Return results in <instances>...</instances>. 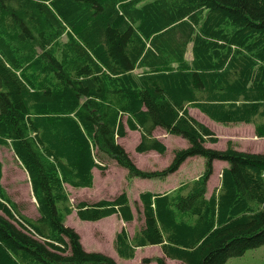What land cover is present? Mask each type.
I'll return each instance as SVG.
<instances>
[{
    "label": "trees",
    "instance_id": "1",
    "mask_svg": "<svg viewBox=\"0 0 264 264\" xmlns=\"http://www.w3.org/2000/svg\"><path fill=\"white\" fill-rule=\"evenodd\" d=\"M191 108L264 138V0H0V146L28 172L40 214L21 213L0 160V264H118L66 224L74 210L89 221L136 218L126 189L71 201L67 186L93 187L94 168L109 160L128 177L164 178L188 157L205 159L199 178L176 191L140 194L143 223L133 236L117 232L120 257L159 244L186 264H227L263 245L264 153L233 140L207 146L219 136ZM158 127L189 146L166 168L144 170L118 139L138 130V152L164 154ZM215 160L228 165L208 196Z\"/></svg>",
    "mask_w": 264,
    "mask_h": 264
},
{
    "label": "rangeland",
    "instance_id": "2",
    "mask_svg": "<svg viewBox=\"0 0 264 264\" xmlns=\"http://www.w3.org/2000/svg\"><path fill=\"white\" fill-rule=\"evenodd\" d=\"M188 57H192L189 51ZM191 110L195 113V115L197 114V109L191 108ZM198 117L199 119L204 121V123L207 124L211 129H213L219 136L218 143L212 144L211 147L224 149L227 146L228 140H233L238 149L264 153V138L256 136L253 125L244 123L223 125L221 123H217L211 119H208L203 114L198 115ZM164 134L167 133L164 132ZM164 139L168 143L170 151L166 155H163L160 159L154 160L155 162H158L161 166H164L168 159L170 157H173V147L176 146L175 143L180 144L183 138L177 135L175 136L170 134V136L167 135ZM136 140V135L131 134L130 137H127L123 141V144L125 145L127 151L129 153H133V155L136 157L140 165L139 166L137 164L139 167L143 169H150L149 167L150 165H153V162L147 156L140 155L136 152V149L134 147ZM183 140L185 141V139ZM181 145H184V143ZM197 158L201 161L194 167L192 165L195 171V175L198 172L203 173L205 170V159L200 156L196 157V159ZM0 160H2L5 165L3 184L5 185L6 189L9 193H11L12 197L17 202L21 203L20 206H25V208L22 210V213L32 219H36V217H38L37 203L35 202L33 196H31V193L29 196L31 197L32 202H29L28 194L26 193V189L29 187L28 182H26L27 172L16 158L13 150L7 146H1ZM110 162L113 161L111 160ZM222 163L227 162L223 160H216V170L211 177L210 189L213 187L214 183L220 181L218 172L220 170V167L222 166ZM114 166L115 167H113V172L109 176L111 180L108 183L105 179L101 177L100 173H97V184L95 188H74L68 186V189L71 190L72 195H74L72 202L76 204L81 199H87L88 201L96 200L98 199L99 195L105 190H107L106 192H108L109 195H115L122 187V180L124 178L123 171L126 172V169L118 165L117 163ZM125 180L126 182L124 184V187L130 185V199L132 204L135 205L136 218L133 220V222H127V227L130 229V232H133V229L136 226L142 224L143 219L141 210H138V208L140 209L141 207L140 201L135 204V197H138L137 195L140 191H144L156 184L159 178L143 180L139 177L127 176ZM109 185L110 187L107 188ZM67 225L74 227L79 232V234L83 237L84 244L87 250L100 251L108 255H113V238L115 235L114 229L116 227V218H103L101 221H84L80 219L78 215L72 214L68 217ZM144 252L154 253L156 252V249L148 248ZM144 252H141L139 257L134 260L120 258L121 264H141L142 261H140V258ZM152 264L157 263L153 262ZM169 264H174V262H170ZM227 264H264V244L257 248L248 250L244 255L240 257H233L228 259Z\"/></svg>",
    "mask_w": 264,
    "mask_h": 264
},
{
    "label": "crops",
    "instance_id": "3",
    "mask_svg": "<svg viewBox=\"0 0 264 264\" xmlns=\"http://www.w3.org/2000/svg\"><path fill=\"white\" fill-rule=\"evenodd\" d=\"M195 109H197V108H195ZM190 113L194 116V117H196L198 120H200V121H202L201 119H199V117H198V115H201V114H203L205 117H207L208 119H210L206 114H204L202 111H200L199 109H197V114L195 115V113L194 112H192V110L190 109ZM212 120V119H211ZM202 122H204V121H202ZM164 132L165 133H167L163 128H161V127H158L156 130H155V136H157L160 140H162L165 144H166V146H167V151H166V153H164V154H161V153H159L157 150H150V151H146V152H138L137 150H136V152L138 153V154H140V155H143V156H147L152 162H153V165H150V169H147V170H157V169H163V168H165V167H167L170 163H171V161H172V159H173V157H174V155H173V157H170L169 159H168V161L165 163V165L164 166H161L158 162H155L154 160L155 159H160L163 155H166L169 151H170V147H169V145H168V143L165 141V137L167 136V135H169L170 136V134H164ZM131 134H134V135H136V138H137V140H136V143H135V145H134V147H135V149H136V147H137V145L141 142V140H142V134H141V132L140 131H138V130H129V132H128V135L127 136H125V137H122V138H119L118 140H119V142L122 144V145H124L123 144V141L127 138V137H130L131 136ZM166 135V136H165ZM176 136V135H175ZM179 137H181V136H179ZM183 138V137H182ZM183 139H185V138H183ZM181 140V143L179 144V143H175L176 144V146H174L173 147V153H174V150L175 149H177V148H186V147H188L189 146V143H188V141L185 139V141L184 140ZM184 143V145H181V144H183ZM173 143V144H174ZM207 146H211L212 144L211 143H207L206 144ZM124 147H125V145H124ZM0 149H1V147H0ZM130 155H131V157L134 159V161L136 162V164H138L139 165V163H138V161H137V159H136V157L133 155V153H130ZM196 157H199V156H191V157H189V158H187L183 163H182V165L180 166V168L176 171V172H174V173H171V174H169L168 176H166V177H164V178H159V180L156 182V184H154L152 187H150V188H148V189H146V190H151L152 192H155V193H162V194H164V193H171V192H174V191H176L180 186H182L183 184H186V183H190V182H192L193 180H195V179H197V178H199V176L201 175V172H198L196 175H195V171H194V169H193V167L196 165V164H198V163H200V159H196ZM2 161V160H1ZM116 164V162L113 160V162H109V168L106 170V171H101L100 169H98V168H94V170H93V172H94V176H95V180H94V185H93V187L92 188H95L96 187V184H97V182H96V177H97V173H100V175H101V177L103 178V179H105L106 181H107V183L111 180V178H109V176L111 175V173L113 172V167H115L114 165ZM192 165H193V167H192ZM226 165H228V163H222V166L220 167V170H219V172H218V174H219V177H220V175H221V171H222V168L224 167V166H226ZM5 166V165H4ZM4 166H3V177H2V183H3V179H4V174H5V168H4ZM140 166V165H139ZM215 167H216V160H215ZM126 169V168H125ZM216 170V169H215ZM123 173H124V178H123V180H122V187L119 189V191L115 194V195H109V193L108 192H106L107 190H105V191H103L100 195H99V197H98V199H96V200H92V201H88L87 199H81L80 201H88V202H90V203H92V202H97V201H99L100 199H102V198H108V199H110V198H114V197H116L117 195H119L124 189H126L127 190V192H128V194H129V197H130V185H128V186H126V187H124V184H125V182H126V177H127V173H128V171H127V169H126V172H124L123 171ZM26 177H27V181L26 182H28V185H29V187L26 189V193L28 194V198H29V202H32V199H31V197L29 196L30 195V193H31V196H33V193H32V190L30 191L29 189H31V186H30V182H29V178H28V176L26 175ZM143 180H151V179H156V178H142ZM142 182H148V181H142ZM141 182V183H142ZM210 182H211V179L209 180V183H208V196L211 194V192H212V190L214 189V187L216 186V184H218L219 182L217 181L216 183H214V185H213V187L210 189ZM4 185V184H3ZM160 185V186H159ZM5 186V185H4ZM157 186H159V187H157ZM68 187V186H67ZM110 187V185L107 187V188H109ZM84 188H87V187H84ZM146 190H144V191H146ZM8 191V190H7ZM68 191L70 192V195H71V200H73V196L74 195H72V192H71V190H69L68 189ZM143 191H140L139 193H138V197H135V201H136V203L135 204H137L138 203V201H140V194L142 193ZM106 194V195H105ZM9 195L11 196V198L16 202V204L18 205V208H19V210L20 211H22L24 208H25V206H20L21 205V203H19V202H17L13 197H12V195H11V193H9ZM34 200H35V197H34ZM131 200V199H130ZM23 204H25V203H23ZM140 205H142L141 203H140ZM132 207H133V210H134V212H135V205H133L132 204ZM1 212V211H0ZM72 214H76L77 215V212L76 211H74ZM40 214H38V216H39ZM70 216V215H69ZM68 216V217H69ZM68 217H67V220H66V223H67V221H68ZM37 218V217H36ZM106 218H116V227H115V229H114V233H115V235H114V238H113V242H114V239H115V236H116V234H117V232H119L123 227H126L127 229H128V231H129V233L131 234V236H133V234H134V231H135V228L133 229V232H130V229L127 227V225H128V223H126V222H124L117 214H114V215H112V216H109V217H106ZM102 219H100V220H98V221H101ZM84 221H86V220H84ZM142 223H143V219H142ZM81 239H82V242H83V244H84V240H83V237L81 236ZM114 245V244H113ZM84 247H85V244H84ZM86 248V247H85ZM156 249V252H154V253H145L144 251L146 250V249ZM141 252H144L143 253V255L141 256V258H140V261H142L141 262V264H152L153 262H156L155 261V258L157 257V256H159V257H164L165 258V261H166V264H169L170 262H174V264H186V263H184V262H182L181 260H178V259H172V258H170V257H168L165 253H164V250H163V248H162V246L161 245H159V244H155V245H147V246H141V247H138L137 248V250H136V253H135V256H134V258H130V259H128V260H134V259H136L137 257H139V255H140V253ZM104 253V252H103ZM106 254V253H105ZM111 257H113L117 262H118V264H121V260H120V258H122V257H120V255L118 254V252H117V250H116V248L114 247V251H113V255H110ZM145 258H152V261L151 262H149V263H146V262H144V259ZM124 259V258H123ZM157 263V262H156ZM158 264V263H157Z\"/></svg>",
    "mask_w": 264,
    "mask_h": 264
}]
</instances>
